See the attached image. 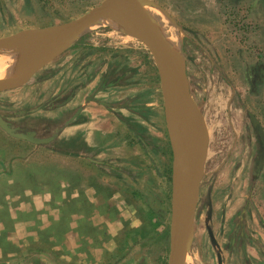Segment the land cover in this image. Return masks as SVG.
<instances>
[{
    "label": "rangeland",
    "instance_id": "rangeland-1",
    "mask_svg": "<svg viewBox=\"0 0 264 264\" xmlns=\"http://www.w3.org/2000/svg\"><path fill=\"white\" fill-rule=\"evenodd\" d=\"M103 1L0 0V40L77 20ZM152 1L164 10V19L175 21L183 31L181 59L191 99L209 133L187 264H219V255L222 264H264V0ZM105 19L82 34V49L70 48L26 85L13 90L29 106L22 111L26 114L23 120L18 118L22 115L12 117L34 127L29 131L39 138L53 137L65 127L62 123L46 131L37 120L44 111L45 115H56L54 109L72 93L75 83L79 79L85 82L82 72L86 78L96 77L100 58L104 66L106 56L110 61L121 57L120 64L109 65H118L119 73L129 74L123 88L130 82L137 89L142 85L140 92L148 91L143 84H148V74L138 56H152L149 48L128 25L112 19L107 24ZM96 54L100 58H93ZM84 63L86 71H82ZM0 76L6 77L1 72ZM44 82L51 84L42 86ZM62 91L69 92L60 100H43ZM105 95L103 100L112 99V95ZM136 116L149 124L150 132L142 137V145H135L133 155L125 152L115 163L121 169L116 172L126 201H116L117 208L103 206L102 210L113 217L123 216V228L115 238L106 239L109 244L114 242L103 258L109 264H168L174 147L163 114L140 110ZM132 140L136 143L134 136ZM21 143L0 127V159L12 158L10 149ZM42 146L57 150L53 141ZM116 172L109 169L110 175ZM68 203L59 202L65 213ZM104 241L102 238L99 243Z\"/></svg>",
    "mask_w": 264,
    "mask_h": 264
},
{
    "label": "crops",
    "instance_id": "crops-1",
    "mask_svg": "<svg viewBox=\"0 0 264 264\" xmlns=\"http://www.w3.org/2000/svg\"><path fill=\"white\" fill-rule=\"evenodd\" d=\"M82 40L80 37L71 49H82ZM97 57L100 55L93 56ZM138 57L148 74V84L143 82L147 92H140L142 85L137 89L130 82L123 88L129 74L119 73L118 65H109L120 64L121 57L110 61L106 56L104 66L100 58L96 77L86 78L82 72L85 82L79 79L71 94L62 91L43 98L54 101L66 95L54 109L55 116L44 111L37 120L46 131L64 123L65 127L52 137L57 150L22 141L9 151L19 158L0 159V264H109L103 255L114 240L109 244L106 239L115 238L122 230L123 216L113 217L103 212V206L113 209L118 206L116 201H126L116 172L121 169L115 163L125 152L133 155L135 145H142V137L150 132L149 124L136 116V111L156 110L167 123L155 60L147 54ZM50 84L44 82L42 86ZM13 92H0V117L18 132H34L29 131L34 127L12 117L22 115L18 118L23 120L26 114L22 111L29 106ZM103 94L112 95V99L103 100ZM109 169L116 175H110ZM173 173L171 198L175 170ZM52 201H69L67 213L59 202ZM102 238L103 244L99 243Z\"/></svg>",
    "mask_w": 264,
    "mask_h": 264
},
{
    "label": "water",
    "instance_id": "water-1",
    "mask_svg": "<svg viewBox=\"0 0 264 264\" xmlns=\"http://www.w3.org/2000/svg\"><path fill=\"white\" fill-rule=\"evenodd\" d=\"M149 9L164 14L152 0H105L88 14L69 23L44 29L23 31L0 40V48L16 46L25 36L36 35L41 49L31 54L10 77L0 76V92L26 85L41 69L67 52L82 34L107 17L128 25L134 35L150 50L157 65L166 108L170 139L174 147L175 179L172 196L170 255L168 264H187L195 236L196 211L200 186L208 155L209 133L206 122L195 108L186 78L185 63L176 65L163 45V36L152 22ZM180 30L179 25L169 20ZM179 120L172 133L171 120ZM0 127L15 139L35 145H47L53 138L41 139L35 132L21 133L0 117ZM187 140L186 145L184 142ZM210 235L214 244L213 233ZM219 264L222 257L219 255Z\"/></svg>",
    "mask_w": 264,
    "mask_h": 264
},
{
    "label": "bare ground",
    "instance_id": "bare-ground-1",
    "mask_svg": "<svg viewBox=\"0 0 264 264\" xmlns=\"http://www.w3.org/2000/svg\"><path fill=\"white\" fill-rule=\"evenodd\" d=\"M149 13L156 29L163 36V45L167 50L170 58L176 65H179L182 58L181 36H183V31L176 27L173 23L172 24L174 26L171 25L170 21L164 19L160 12L149 9ZM109 20L110 18L106 20L107 24L109 23ZM36 38V35L25 36L16 46L8 49L3 48L4 50L0 49V72L7 77H10L31 54L38 52L41 49V43L37 42ZM171 121L172 133H176L179 126V120L176 119L174 121ZM186 141L187 140L183 141L184 145H186Z\"/></svg>",
    "mask_w": 264,
    "mask_h": 264
},
{
    "label": "flooded vegetation",
    "instance_id": "flooded-vegetation-1",
    "mask_svg": "<svg viewBox=\"0 0 264 264\" xmlns=\"http://www.w3.org/2000/svg\"><path fill=\"white\" fill-rule=\"evenodd\" d=\"M262 135H263V134H262ZM263 159H264V157L262 158V161H263ZM262 161H261V162H262ZM256 166H257V163H256Z\"/></svg>",
    "mask_w": 264,
    "mask_h": 264
}]
</instances>
